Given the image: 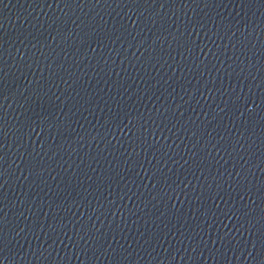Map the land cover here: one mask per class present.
Here are the masks:
<instances>
[{"label": "water", "instance_id": "95a60500", "mask_svg": "<svg viewBox=\"0 0 264 264\" xmlns=\"http://www.w3.org/2000/svg\"><path fill=\"white\" fill-rule=\"evenodd\" d=\"M0 264H264V0H0Z\"/></svg>", "mask_w": 264, "mask_h": 264}]
</instances>
